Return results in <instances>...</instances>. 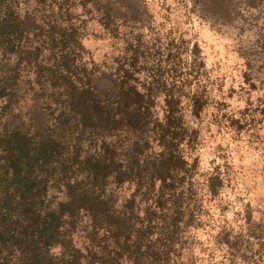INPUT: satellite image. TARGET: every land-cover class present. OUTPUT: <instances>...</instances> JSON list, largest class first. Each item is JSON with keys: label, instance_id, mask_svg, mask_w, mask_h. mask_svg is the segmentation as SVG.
<instances>
[{"label": "trees", "instance_id": "1", "mask_svg": "<svg viewBox=\"0 0 264 264\" xmlns=\"http://www.w3.org/2000/svg\"><path fill=\"white\" fill-rule=\"evenodd\" d=\"M70 7L0 0V264H174L154 218L181 221L180 117L99 95Z\"/></svg>", "mask_w": 264, "mask_h": 264}, {"label": "rangeland", "instance_id": "2", "mask_svg": "<svg viewBox=\"0 0 264 264\" xmlns=\"http://www.w3.org/2000/svg\"><path fill=\"white\" fill-rule=\"evenodd\" d=\"M69 1L99 95L125 80L180 117L181 221L154 218L170 262L264 264V0Z\"/></svg>", "mask_w": 264, "mask_h": 264}]
</instances>
